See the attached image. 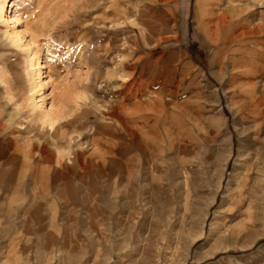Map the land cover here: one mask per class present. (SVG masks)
Masks as SVG:
<instances>
[{"label": "rangeland", "instance_id": "obj_1", "mask_svg": "<svg viewBox=\"0 0 264 264\" xmlns=\"http://www.w3.org/2000/svg\"><path fill=\"white\" fill-rule=\"evenodd\" d=\"M0 6V264H264V0Z\"/></svg>", "mask_w": 264, "mask_h": 264}, {"label": "bare ground", "instance_id": "obj_2", "mask_svg": "<svg viewBox=\"0 0 264 264\" xmlns=\"http://www.w3.org/2000/svg\"><path fill=\"white\" fill-rule=\"evenodd\" d=\"M230 9H231V12H229V8H227L225 10L226 13H224L222 15L223 21L226 22V23L229 22V21H231V20H233V19H235V18H240V15L242 14L244 8L238 6V7H233V8H230ZM6 13H7L6 7L0 6V18L3 21H5V22H6ZM238 22H239V20H238ZM13 35H14L13 37H14V39L16 41H19L20 40L19 34H13ZM230 35H232V34H230ZM228 39H229V37H228ZM33 60H34V57L31 58V63H30V70H31V72H34L35 66H36V63L33 62ZM57 120H58V115L57 114L55 116V115H51L50 113H46L45 114V120H43L42 122H43V125L45 124V125L49 126V128H52L54 126V124L57 123ZM116 164L119 167H122L123 166L122 164H120V162H116Z\"/></svg>", "mask_w": 264, "mask_h": 264}]
</instances>
